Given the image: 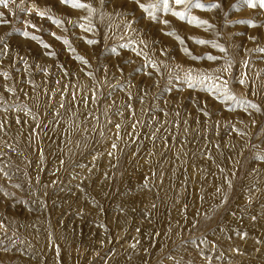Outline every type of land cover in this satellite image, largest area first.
Here are the masks:
<instances>
[{"label":"rangeland","instance_id":"obj_1","mask_svg":"<svg viewBox=\"0 0 264 264\" xmlns=\"http://www.w3.org/2000/svg\"><path fill=\"white\" fill-rule=\"evenodd\" d=\"M196 2L0 0V264H264V7Z\"/></svg>","mask_w":264,"mask_h":264},{"label":"snow or ice","instance_id":"obj_2","mask_svg":"<svg viewBox=\"0 0 264 264\" xmlns=\"http://www.w3.org/2000/svg\"><path fill=\"white\" fill-rule=\"evenodd\" d=\"M60 2L63 4H68L72 7H85L86 6L82 3V0H60ZM245 2L250 7L253 6V4H254V0H245ZM135 3L152 20L158 19L156 13H157V10L162 7L163 11H165V12L172 11V14L181 20L187 18L189 23H206L204 21H198L197 18L188 15V9L193 6L191 3H189V0H174V3L176 5H184V9L182 11L173 10L170 7L169 0H149V2H147V3H142L141 0H135ZM5 6H7V5H5ZM194 6L196 8L206 7V5L200 3L199 0H197V2L195 3ZM260 6L264 7V0H260ZM207 7H218V5L217 4H210V5H207ZM232 7H235V5H232ZM92 11H93V9H91L89 7V12L91 13ZM39 14L43 16L45 13L40 12ZM160 22L164 23V24L168 23V21H166V20H161ZM128 23H131V21H129ZM24 34L28 35V33H24ZM177 39H179V37H177ZM199 42L205 43V41H199ZM133 50H135V49H133ZM188 78L190 80L192 79L191 73L188 74ZM241 83H243V80H241ZM192 86L193 85L189 84V87H192Z\"/></svg>","mask_w":264,"mask_h":264}]
</instances>
